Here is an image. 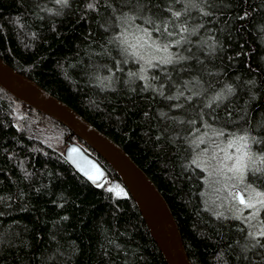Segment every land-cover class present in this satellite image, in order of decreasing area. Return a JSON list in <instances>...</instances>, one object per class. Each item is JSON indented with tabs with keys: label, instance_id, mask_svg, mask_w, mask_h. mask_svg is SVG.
<instances>
[{
	"label": "trees",
	"instance_id": "obj_1",
	"mask_svg": "<svg viewBox=\"0 0 264 264\" xmlns=\"http://www.w3.org/2000/svg\"><path fill=\"white\" fill-rule=\"evenodd\" d=\"M134 3L0 0V56L130 155L167 201L192 264H264V237L248 235L264 230V206L259 230L214 213L194 163L208 128L247 132L264 157V0H153L154 25L126 19ZM161 22L174 26L163 42L184 59L141 73L123 52L122 32L138 24L157 37ZM185 22L191 34L179 31ZM218 93L224 98L215 101ZM44 124L61 131V149L36 134ZM67 141L105 168L101 182L68 162ZM115 178L68 127L0 87V264H166L131 196L107 187Z\"/></svg>",
	"mask_w": 264,
	"mask_h": 264
},
{
	"label": "water",
	"instance_id": "obj_2",
	"mask_svg": "<svg viewBox=\"0 0 264 264\" xmlns=\"http://www.w3.org/2000/svg\"><path fill=\"white\" fill-rule=\"evenodd\" d=\"M0 87L62 123L92 147L118 177L110 180L107 187L115 194L131 196L166 264H192L167 201L124 149L74 108L8 65L1 56ZM63 154L76 171L90 182L96 184L105 178V168L78 143L67 141ZM115 182L121 185L122 192L116 190Z\"/></svg>",
	"mask_w": 264,
	"mask_h": 264
},
{
	"label": "rangeland",
	"instance_id": "obj_3",
	"mask_svg": "<svg viewBox=\"0 0 264 264\" xmlns=\"http://www.w3.org/2000/svg\"><path fill=\"white\" fill-rule=\"evenodd\" d=\"M142 28L145 27L138 24H131L123 30V40L134 42L132 33L135 31L136 35H142V32L140 31V29ZM137 51L144 55L145 60L152 59L153 54L151 51H145L144 49H138ZM155 55L157 59H159L163 57L165 53L161 52L156 53ZM139 65L140 69L144 68L145 71L143 73L145 74L149 66L144 61H139ZM110 78L111 77L109 76V79ZM18 115L21 116V113L18 112ZM39 126L40 127L36 129V134L46 142H49L55 145L57 148L61 149V131L51 124H44ZM220 132L221 131L218 129L208 128L206 130H203L201 134H199L197 139V142L202 144L200 148H198L195 156V163L203 171V186L200 193L201 199L208 208L214 211V213L240 217L248 222L254 230H259L260 224L258 223V221L262 205L256 204V207L252 209L245 208L243 205L239 204L238 201H234L229 193L240 191L241 194L246 196V184H251L257 191H263L254 183L255 179L258 178V174L260 173H256L254 175L251 171L256 167H260V160L262 156L259 152H256L252 148L251 139H249L247 150L255 156V160L249 162L247 159H245L244 162L248 164V170H246L245 172V182L243 184L239 183L236 179L232 178L234 174L227 171V167L235 162L234 159L224 160L225 152L221 151V149H225L227 155H230L232 157L240 155V153H237L235 151V148L239 146V142H237L234 147L227 148V141L229 139H232V136L218 135V133ZM243 151L244 149H242V152ZM253 203L255 204V201H253ZM253 213H256V215H253Z\"/></svg>",
	"mask_w": 264,
	"mask_h": 264
},
{
	"label": "snow or ice",
	"instance_id": "obj_4",
	"mask_svg": "<svg viewBox=\"0 0 264 264\" xmlns=\"http://www.w3.org/2000/svg\"><path fill=\"white\" fill-rule=\"evenodd\" d=\"M195 2V0H194ZM58 4H67L68 0H57ZM159 7L158 4L154 5L153 0H135V3L132 5L133 15H127L126 19L129 20H135V19H143L144 23L146 25H154L155 21L153 20V13L152 9L153 7ZM89 9H92L95 7L94 3H89L87 5ZM167 11L171 12L172 17L179 21L182 13L179 11H172V9H167ZM147 12L148 15H144V13ZM203 15H208L209 13H202ZM171 22V21H170ZM139 27V26H137ZM142 32V35H136L135 31L132 33L134 37V42L123 40L122 43L125 45L123 48V52L126 56H132L135 57L138 61H144L149 67H156L160 64L169 65V64H175L180 59H184V57L180 56H174L173 54L169 53V47L170 43H164L163 40L165 36L167 37H173L175 33V28H169L167 24L161 22V24L155 25L154 31L158 34L157 37H153L152 32L148 30V28H142L140 29ZM181 33H189V28L187 26V23H183L181 25V28L179 30ZM147 37V38H146ZM186 39V37H185ZM159 41V42H158ZM181 43L180 40L176 41V44L179 45ZM138 49H144L145 51H151L152 52V59L145 60V57L143 54H141ZM165 53V55L159 59L156 57V53ZM145 70L144 68L140 69V72L143 73ZM129 75L134 76L137 75L136 73H130ZM141 79H147L148 77L145 75L140 76ZM227 92H231V88L227 89ZM224 98V93H218L215 96V101H220ZM218 135H225L223 131L218 133ZM228 135L232 136V139H229L227 141V148H232L234 145L239 142V146L235 148V151L237 153H240V155H236L235 157H232L230 155H227L225 149H221V151L225 152L224 160H232L234 159V163L227 167V171L234 174L232 177L233 179H236L239 183L245 182V172L248 170V164H246L244 161L247 159L249 162H252L255 160V156L251 154L248 149V141L249 139H252L254 142L255 138L250 137L249 134L246 132L244 135L236 136L235 134L229 133ZM242 149L244 151L242 152ZM72 151H75L73 149ZM195 163V161H194ZM261 164H264V157L260 160ZM253 174L256 173H264V168L256 167L255 169L251 170ZM245 191L247 195L241 194L239 191L237 192H230L229 195L232 197L234 201H238L239 204L243 205L245 208H255L256 204L264 206V191H257L251 184L245 185ZM255 201V204L253 203ZM253 215H256V213H253ZM249 237L256 241V243H259V238L264 237V230L260 231L259 234H254L252 232L248 233Z\"/></svg>",
	"mask_w": 264,
	"mask_h": 264
},
{
	"label": "flooded vegetation",
	"instance_id": "obj_5",
	"mask_svg": "<svg viewBox=\"0 0 264 264\" xmlns=\"http://www.w3.org/2000/svg\"><path fill=\"white\" fill-rule=\"evenodd\" d=\"M115 187H116V190L122 192V187H121V185H119L118 183L115 182Z\"/></svg>",
	"mask_w": 264,
	"mask_h": 264
}]
</instances>
